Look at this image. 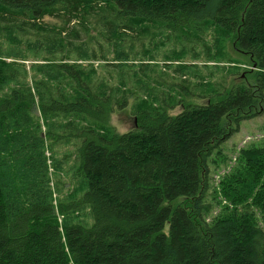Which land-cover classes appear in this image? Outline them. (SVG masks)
<instances>
[{
    "label": "trees",
    "instance_id": "trees-1",
    "mask_svg": "<svg viewBox=\"0 0 264 264\" xmlns=\"http://www.w3.org/2000/svg\"><path fill=\"white\" fill-rule=\"evenodd\" d=\"M261 114L264 0H0V264H264V148L208 218Z\"/></svg>",
    "mask_w": 264,
    "mask_h": 264
},
{
    "label": "rangeland",
    "instance_id": "rangeland-1",
    "mask_svg": "<svg viewBox=\"0 0 264 264\" xmlns=\"http://www.w3.org/2000/svg\"><path fill=\"white\" fill-rule=\"evenodd\" d=\"M45 20L50 23L56 21L55 18H46ZM208 35L207 39L210 40L212 37L210 33ZM227 46L233 61L242 62L241 65L245 67V70L253 68L250 66L251 63L247 54L236 51L229 42L227 43ZM26 63L29 62L26 61ZM198 64L200 65L201 63L198 62ZM202 70H205V68ZM206 72L207 71H202L203 74ZM218 75L216 77H218ZM226 76L228 75L226 74ZM208 79H210L209 75ZM240 79L241 78L238 75L228 76L226 78L229 82ZM202 101L206 100L203 99ZM173 112L175 113L177 110ZM110 124L114 126L118 132H126L133 128L135 126V122L134 116L130 113V107L127 106L122 110H116L113 112ZM252 146L264 148V114L251 119L243 120L240 124L239 130L233 133V135L222 144V150L220 152L221 155L218 154L215 156L214 162L210 163L211 196H209V199H211L214 204V211L208 216L209 220L216 215L224 213L226 211H224V209L231 208L233 206L232 200H230L231 193L226 190V185L229 180L236 175L237 170L241 172L243 171V163L240 158L241 150ZM241 175L244 174L241 173ZM64 180L70 182V179L68 178H64ZM256 216L260 226L264 228V222L258 211L256 212ZM167 230L168 225L166 226V231Z\"/></svg>",
    "mask_w": 264,
    "mask_h": 264
}]
</instances>
